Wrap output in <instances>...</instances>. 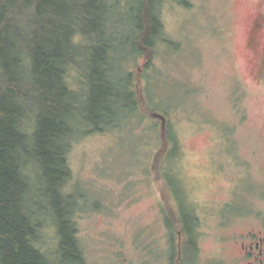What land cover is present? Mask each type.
I'll return each mask as SVG.
<instances>
[{
	"label": "rangeland",
	"instance_id": "obj_1",
	"mask_svg": "<svg viewBox=\"0 0 264 264\" xmlns=\"http://www.w3.org/2000/svg\"><path fill=\"white\" fill-rule=\"evenodd\" d=\"M118 1L119 40H125L139 21L140 4ZM185 2L162 1L164 33L172 43L159 42L142 86L145 104L158 103L168 118L177 143L173 156L167 159L163 152L156 162L164 140L161 119L145 108L143 121L133 116L121 128L72 140L71 176L64 190L72 194L86 264L175 263L177 227L172 231L168 218L176 219L180 207L165 175L169 165L186 207L201 216L200 230L216 229L212 206L243 172L249 187L258 181L264 193V81L253 74L245 44L248 26L255 12L264 9V0ZM145 61L141 57L132 63L128 57L124 64L128 68L132 63L135 71ZM77 76L71 68L72 85ZM231 157L245 162L241 173L216 166L215 161L226 166ZM156 164L159 171L153 169ZM41 235L43 250L57 264L58 226L47 220ZM200 245L203 254L217 248L205 236Z\"/></svg>",
	"mask_w": 264,
	"mask_h": 264
},
{
	"label": "trees",
	"instance_id": "obj_2",
	"mask_svg": "<svg viewBox=\"0 0 264 264\" xmlns=\"http://www.w3.org/2000/svg\"><path fill=\"white\" fill-rule=\"evenodd\" d=\"M162 1L138 0L139 21L119 40L118 0H0V264H53L40 244L47 220L58 226L57 264H86L64 190L72 140L161 113L158 103L145 104L142 86L159 42L172 43ZM128 57L146 61L133 71ZM169 126L167 118L156 162L177 148ZM170 167L165 175L177 192ZM176 219L168 218L172 231Z\"/></svg>",
	"mask_w": 264,
	"mask_h": 264
},
{
	"label": "flooded vegetation",
	"instance_id": "obj_3",
	"mask_svg": "<svg viewBox=\"0 0 264 264\" xmlns=\"http://www.w3.org/2000/svg\"><path fill=\"white\" fill-rule=\"evenodd\" d=\"M245 44L252 60L253 74L264 81V9L255 12L245 37ZM164 137V136H163ZM227 166L245 168L241 158H229ZM245 175V173L243 172ZM243 174L223 192L216 203L212 200L213 213L217 216L215 230H200L199 212L187 208L183 191L177 187V251L174 264H264V193L263 184L256 182L254 188L248 185ZM179 192V193H178ZM180 223V225H179ZM233 226L231 231L228 229ZM215 241L217 248L203 254L200 237Z\"/></svg>",
	"mask_w": 264,
	"mask_h": 264
},
{
	"label": "water",
	"instance_id": "obj_4",
	"mask_svg": "<svg viewBox=\"0 0 264 264\" xmlns=\"http://www.w3.org/2000/svg\"><path fill=\"white\" fill-rule=\"evenodd\" d=\"M154 117L161 119L162 135H164L166 123H167V117L159 112H154Z\"/></svg>",
	"mask_w": 264,
	"mask_h": 264
}]
</instances>
